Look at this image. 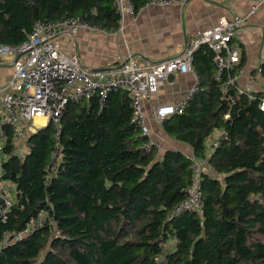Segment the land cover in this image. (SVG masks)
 <instances>
[{
	"label": "trees",
	"instance_id": "16d2710c",
	"mask_svg": "<svg viewBox=\"0 0 264 264\" xmlns=\"http://www.w3.org/2000/svg\"><path fill=\"white\" fill-rule=\"evenodd\" d=\"M131 1L137 12L149 0ZM73 16L107 31L121 19L115 0H0V45L20 48L35 22ZM214 56L196 49L199 88L160 121L208 157L201 211L170 215L193 177L189 155L146 147L128 90L69 102L59 134L50 121L18 137L0 114V180L13 192L0 214V264H264V90L239 93L228 83L237 67L217 79ZM257 71L264 78V60ZM216 130L228 139L214 147Z\"/></svg>",
	"mask_w": 264,
	"mask_h": 264
},
{
	"label": "built area",
	"instance_id": "2783aa9c",
	"mask_svg": "<svg viewBox=\"0 0 264 264\" xmlns=\"http://www.w3.org/2000/svg\"><path fill=\"white\" fill-rule=\"evenodd\" d=\"M184 0H149L144 6L154 5L166 7ZM251 13H255L263 0H255ZM121 19L126 11L135 13L131 0H115ZM248 16L235 15L232 18L221 17L213 26L186 32L182 49L167 59L141 65L132 56L121 63L113 75L111 71L91 69L82 63L78 55L65 53L58 40V31L64 30L74 35L79 29L89 31L99 30L97 25L81 16L60 18L57 20H39L33 25L26 43L22 47L0 45V57L11 59L13 73L4 85H0L1 124L9 123L14 135L21 136L24 127L34 131V121L43 119L52 122L57 134L61 132L60 121L69 102L82 98H90L99 93L101 101L114 90L125 89L130 92L132 121L138 123L144 133L148 132L143 113V101L154 97L166 81L176 74L193 73L196 83L190 88L187 97L181 101L159 103L155 106L158 121L184 109L200 85V76L193 67L194 52L200 46H207L214 53L218 79L225 70L237 67L228 83L236 85L238 76L242 73V48L234 42L236 33L244 27ZM239 93L250 88L236 85ZM260 107L264 109V98ZM229 115H226L228 117ZM228 139V134L216 130L212 142L218 146ZM151 142L146 144V147ZM3 139L0 138V175L2 173ZM192 164L193 177L185 190V197L175 205L170 215L180 211H201L202 191L200 173L209 165L207 156L189 155ZM56 157L51 168L57 167ZM12 204V190L6 182L0 180V214L5 217ZM32 225H39L33 221Z\"/></svg>",
	"mask_w": 264,
	"mask_h": 264
},
{
	"label": "crops",
	"instance_id": "0c3cea01",
	"mask_svg": "<svg viewBox=\"0 0 264 264\" xmlns=\"http://www.w3.org/2000/svg\"><path fill=\"white\" fill-rule=\"evenodd\" d=\"M254 1L184 0L166 7L148 5L135 13L126 11L114 31L79 29L72 35L60 30L57 37L65 53L78 55L82 63L91 69L111 71L114 75L129 56L141 65L167 59L182 49L186 32L207 29L221 17L248 16L247 23L234 37V42L242 48L240 64L243 69L236 85L250 88L252 92L264 90V78L257 71L264 60V0L256 12L251 13ZM12 64L11 59L0 57V85L11 77ZM195 83L193 73L176 74L160 86L154 97L143 101L148 129L146 134L149 142L158 145V156L167 148L182 149L188 155L193 153L189 146L165 134L156 116L155 106L185 99ZM41 120L43 122L34 121L36 128L47 124Z\"/></svg>",
	"mask_w": 264,
	"mask_h": 264
},
{
	"label": "rangeland",
	"instance_id": "374dc122",
	"mask_svg": "<svg viewBox=\"0 0 264 264\" xmlns=\"http://www.w3.org/2000/svg\"><path fill=\"white\" fill-rule=\"evenodd\" d=\"M25 139H26V136H25V135H23L22 137H20V142H23V145H22V144L19 145V147H20L22 153H24L25 150H26V147H24ZM209 143H210V142L208 141V144H209ZM185 145H186V143H185ZM178 150H179V149H178ZM10 188H11V187H10ZM11 190H12V189H11Z\"/></svg>",
	"mask_w": 264,
	"mask_h": 264
},
{
	"label": "bare ground",
	"instance_id": "6f19581e",
	"mask_svg": "<svg viewBox=\"0 0 264 264\" xmlns=\"http://www.w3.org/2000/svg\"><path fill=\"white\" fill-rule=\"evenodd\" d=\"M42 120H41V118H37L36 119V122L38 123V122H41ZM43 122V121H42Z\"/></svg>",
	"mask_w": 264,
	"mask_h": 264
},
{
	"label": "clouds",
	"instance_id": "9594fccd",
	"mask_svg": "<svg viewBox=\"0 0 264 264\" xmlns=\"http://www.w3.org/2000/svg\"><path fill=\"white\" fill-rule=\"evenodd\" d=\"M46 125H47V124H46ZM36 129H37V128L35 127V130H36ZM35 130H34V131H35Z\"/></svg>",
	"mask_w": 264,
	"mask_h": 264
}]
</instances>
